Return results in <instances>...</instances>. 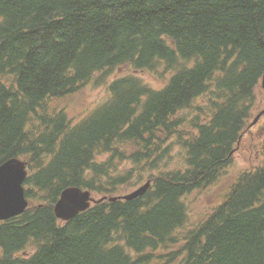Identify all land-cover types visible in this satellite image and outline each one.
<instances>
[{
  "label": "trees",
  "instance_id": "trees-1",
  "mask_svg": "<svg viewBox=\"0 0 264 264\" xmlns=\"http://www.w3.org/2000/svg\"><path fill=\"white\" fill-rule=\"evenodd\" d=\"M119 74L97 110L62 106ZM263 80L264 0H0V166L27 162L30 201L0 222V264H264V141L206 218L194 207L264 110ZM148 180L55 215L68 188Z\"/></svg>",
  "mask_w": 264,
  "mask_h": 264
},
{
  "label": "rangeland",
  "instance_id": "rangeland-1",
  "mask_svg": "<svg viewBox=\"0 0 264 264\" xmlns=\"http://www.w3.org/2000/svg\"><path fill=\"white\" fill-rule=\"evenodd\" d=\"M163 71L165 72V69ZM142 75L147 82L159 90L164 88L166 84L163 80H159L151 73L144 72ZM121 76L122 75L119 74L118 76L111 78L110 82ZM109 86L110 83L97 85L96 83L91 82L87 84L86 87L75 97L62 103V106H66L68 108L69 113L73 118H78L87 112H93L102 106L108 99L110 95ZM263 108L264 106L262 109ZM263 141L264 118L260 120L257 125H255L253 130L248 129L239 146L241 151L237 154V156H235L233 164L225 171L217 185L212 187L210 190H206L205 193L198 197L194 207L202 220L212 212L213 208L211 207L214 206L213 203L217 201L219 197L217 195L220 194V189L232 181V179L235 178L234 175L244 168H250L253 165L261 164L263 158L261 144ZM132 192L133 190H130L126 194H130ZM116 196L120 197V194ZM192 209L193 208L191 207V210Z\"/></svg>",
  "mask_w": 264,
  "mask_h": 264
},
{
  "label": "water",
  "instance_id": "water-1",
  "mask_svg": "<svg viewBox=\"0 0 264 264\" xmlns=\"http://www.w3.org/2000/svg\"><path fill=\"white\" fill-rule=\"evenodd\" d=\"M264 85V81H263ZM264 115V111L256 118V124ZM26 163L20 159H11L0 166V221L7 220L23 214L27 208L23 183L27 178ZM151 187V182H147L132 193L113 197L111 202L117 200H133L143 196ZM107 197L95 200L91 192L84 191L78 187L66 189L56 205L55 212L63 220L73 219L78 214L87 211L92 203H100Z\"/></svg>",
  "mask_w": 264,
  "mask_h": 264
},
{
  "label": "bare ground",
  "instance_id": "bare-ground-1",
  "mask_svg": "<svg viewBox=\"0 0 264 264\" xmlns=\"http://www.w3.org/2000/svg\"><path fill=\"white\" fill-rule=\"evenodd\" d=\"M235 153H236V152H235ZM126 195H128V194H125V195H123V196H126ZM123 196H122V197H123Z\"/></svg>",
  "mask_w": 264,
  "mask_h": 264
}]
</instances>
